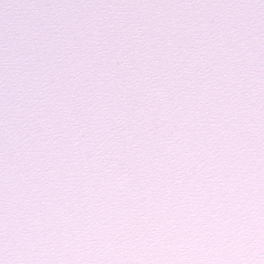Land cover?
Returning <instances> with one entry per match:
<instances>
[{
  "label": "snow or ice",
  "instance_id": "snow-or-ice-1",
  "mask_svg": "<svg viewBox=\"0 0 264 264\" xmlns=\"http://www.w3.org/2000/svg\"><path fill=\"white\" fill-rule=\"evenodd\" d=\"M0 264H264V0H0Z\"/></svg>",
  "mask_w": 264,
  "mask_h": 264
}]
</instances>
